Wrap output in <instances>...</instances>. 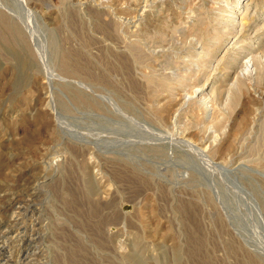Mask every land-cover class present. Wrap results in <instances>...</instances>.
Listing matches in <instances>:
<instances>
[{
  "label": "rangeland",
  "instance_id": "1",
  "mask_svg": "<svg viewBox=\"0 0 264 264\" xmlns=\"http://www.w3.org/2000/svg\"><path fill=\"white\" fill-rule=\"evenodd\" d=\"M239 3L0 0V264H264V0ZM201 87L206 115L177 100Z\"/></svg>",
  "mask_w": 264,
  "mask_h": 264
},
{
  "label": "bare ground",
  "instance_id": "2",
  "mask_svg": "<svg viewBox=\"0 0 264 264\" xmlns=\"http://www.w3.org/2000/svg\"><path fill=\"white\" fill-rule=\"evenodd\" d=\"M162 1V0H161ZM238 1V0H237ZM242 1L243 0H240V3H239V5L242 3ZM152 4H154L153 2H152ZM149 5V4H148ZM225 5V4H224ZM238 5V6H239ZM147 6V5H146ZM118 7V6H117ZM139 8V7H138ZM137 8V9H138ZM141 9V8H140ZM229 9V8H228ZM231 9V8H230ZM233 9V8H232ZM123 10V9H122ZM144 11V10H143ZM142 11V12H143ZM136 12V11H135ZM188 13V12H187ZM133 14V13H132ZM138 14H139V12H138ZM142 14H144V13H142ZM185 14V13H184ZM229 14V13H228ZM142 16V15H141ZM231 16V15H230ZM187 18H188V16H186ZM135 18V17H134ZM133 18V19H134ZM4 17L2 16V14L0 13V28H1V30H3V27L4 28H6V35H8V36H15L14 35V29L12 28V27H10L9 26V24L8 23H5L4 22ZM127 19V18H126ZM189 19V18H188ZM187 19V20H188ZM225 19V18H224ZM129 21V20H128ZM120 22V21H119ZM223 22V21H222ZM229 22V21H228ZM117 23V22H116ZM184 23V22H183ZM124 24V23H123ZM136 24V23H135ZM186 24V23H185ZM222 24V23H221ZM117 25V24H116ZM183 25V24H182ZM187 26V25H186ZM229 27V26H228ZM178 30V29H177ZM119 33V32H118ZM226 34H227V32H226ZM191 36V35H190ZM16 38V37H15ZM14 38V39H15ZM148 38V37H147ZM181 38V37H180ZM222 38V37H221ZM17 39V38H16ZM136 39V38H135ZM138 39V38H137ZM140 39V38H139ZM224 39V38H223ZM12 42V41H11ZM184 42V41H183ZM234 42V41H233ZM198 44V43H197ZM232 45V44H231ZM263 45V44H262ZM186 46V45H185ZM195 47V46H194ZM196 49V48H195ZM188 51V50H187ZM194 51H196V50H194ZM203 51V50H202ZM190 53V52H189ZM244 53V52H243ZM195 55H198V53L197 54H195ZM203 56H205V55H203ZM202 56V57H203ZM156 57V56H155ZM263 57V56H262ZM263 60H264V58H263ZM243 61H244V59H243ZM207 62V61H206ZM169 63V62H168ZM193 64V63H192ZM197 64V63H196ZM163 66V65H162ZM195 66V65H194ZM159 69V68H158ZM264 70V61H262L261 60V57H260V55H258V54H252V53H250L248 56H246V59H245V61H244V63H243V69L242 70H244V73L241 75V77L243 76H248L249 77V79L251 78H253V79H255V78H257L258 77V75H261L259 72H258V70ZM239 70V69H238ZM190 71H191V69H190ZM152 73V72H151ZM240 73V72H239ZM242 73V72H241ZM235 76V75H234ZM167 77V79H168V81L169 80H173V77L172 76H166ZM239 75H237L235 78V80L233 81V82H231L232 84H231V87H235L236 85H237V83H238V80H241L242 78H241ZM151 78V77H150ZM156 78V77H155ZM165 79V78H164ZM247 79V78H246ZM248 79V80H249ZM161 80V79H160ZM166 80V79H165ZM231 80V79H230ZM247 81V80H246ZM257 81V80H256ZM254 82V81H253ZM178 83V85L179 84H182V81H178L177 82ZM169 83L168 82H166L165 84H163V86H167ZM220 85V84H219ZM169 86V85H168ZM222 86V85H221ZM202 87H203V85H202ZM196 88L191 94H189V92L187 93V95L186 96H182L181 94V96H178V99H177V97H176V99L178 100V101H182L181 102V104L182 103H185V102H187V101H189V100H191V99H195V100H197V102L199 103V105L203 108V110H204V114L206 115V114H208V113H210V110H211V102H212V99H213V94L212 93H210V92H208L207 94L205 93V89H203V88ZM224 87V86H223ZM236 88V87H235ZM173 89V88H172ZM192 89H194V88H192ZM154 91V90H153ZM221 91V90H220ZM177 92V91H176ZM184 92V91H183ZM257 93V92H256ZM161 94V93H160ZM163 94V93H162ZM230 96V95H229ZM224 98H226V97H224ZM227 100V99H226ZM226 102V101H225ZM180 103V102H179ZM168 104V103H167ZM164 105V104H163ZM180 107V106H179ZM181 109V108H180ZM183 109V108H182ZM179 111V110H178ZM212 111V110H211ZM203 112V111H202ZM204 117V116H203ZM213 118H215V117H213ZM205 120V119H204ZM207 120V119H206ZM170 128V127H169ZM175 128V127H174ZM208 129V128H207ZM211 130V129H210ZM207 133V132H206ZM205 133V134H206ZM214 135V134H213ZM182 136V135H181ZM185 136V135H184ZM204 137H205V135H204ZM187 138V137H186ZM213 138V137H212ZM181 140V139H180ZM184 141H186L187 143L188 142H190V141H188L187 139H185ZM198 144V143H197ZM213 144V143H212ZM212 144H211V142H208V140L206 141L205 140V142H204V144H203V142H202V146L201 147H199L198 148V153L199 152H202V153H204L203 154V157L205 156V154L207 153V152H209L210 150H211V146H212ZM196 145V144H195ZM200 146V145H199ZM197 149V148H196ZM201 151H200V150ZM214 149V148H213ZM207 156V155H206ZM205 156V157H206ZM208 157V156H207ZM229 157V156H228ZM205 159V158H204ZM215 164V163H214ZM221 166V165H220ZM228 169V168H227ZM13 208V207H12ZM26 256V255H25Z\"/></svg>",
  "mask_w": 264,
  "mask_h": 264
}]
</instances>
